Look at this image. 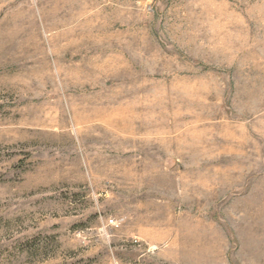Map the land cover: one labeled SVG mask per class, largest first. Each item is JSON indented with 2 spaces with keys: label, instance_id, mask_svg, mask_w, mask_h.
<instances>
[{
  "label": "rangeland",
  "instance_id": "1",
  "mask_svg": "<svg viewBox=\"0 0 264 264\" xmlns=\"http://www.w3.org/2000/svg\"><path fill=\"white\" fill-rule=\"evenodd\" d=\"M0 264H264V0H0Z\"/></svg>",
  "mask_w": 264,
  "mask_h": 264
}]
</instances>
